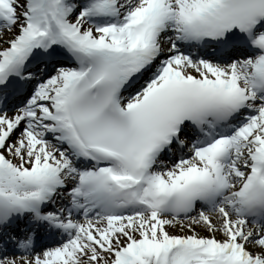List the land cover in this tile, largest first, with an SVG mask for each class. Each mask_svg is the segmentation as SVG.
<instances>
[{"label":"snow or ice","instance_id":"1","mask_svg":"<svg viewBox=\"0 0 264 264\" xmlns=\"http://www.w3.org/2000/svg\"><path fill=\"white\" fill-rule=\"evenodd\" d=\"M0 264H264V0H0Z\"/></svg>","mask_w":264,"mask_h":264}]
</instances>
